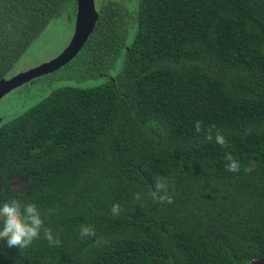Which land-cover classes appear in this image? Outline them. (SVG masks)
<instances>
[{
  "label": "trees",
  "instance_id": "obj_1",
  "mask_svg": "<svg viewBox=\"0 0 264 264\" xmlns=\"http://www.w3.org/2000/svg\"><path fill=\"white\" fill-rule=\"evenodd\" d=\"M75 7L0 0V78ZM96 8L72 60L89 75L121 57L118 72L59 85L0 121V204L35 203L61 241L49 245L43 231L24 250L0 240V264H245L264 255V0H98ZM196 121L214 125L228 147L208 142ZM228 152L239 172L226 169ZM158 177L174 203L148 197ZM84 224L109 242L81 238Z\"/></svg>",
  "mask_w": 264,
  "mask_h": 264
},
{
  "label": "rangeland",
  "instance_id": "obj_2",
  "mask_svg": "<svg viewBox=\"0 0 264 264\" xmlns=\"http://www.w3.org/2000/svg\"><path fill=\"white\" fill-rule=\"evenodd\" d=\"M95 3L97 4L98 0H95ZM73 28L74 15L62 13L52 18L14 62L6 76L24 71L56 56L70 40ZM75 61L76 59H71L56 70L36 76L5 93L0 98V121L21 113L59 85L88 86L100 83L108 75L116 74L121 65V57H118L112 66L104 68L102 72L104 74L94 69V72L88 75ZM11 182L16 189L24 187L20 178L12 177Z\"/></svg>",
  "mask_w": 264,
  "mask_h": 264
},
{
  "label": "clouds",
  "instance_id": "obj_3",
  "mask_svg": "<svg viewBox=\"0 0 264 264\" xmlns=\"http://www.w3.org/2000/svg\"><path fill=\"white\" fill-rule=\"evenodd\" d=\"M214 125L204 128L201 121L195 122V129L198 133H203L204 138L208 142H215L222 147L227 148L228 142L224 135L219 131L214 132ZM224 159L226 160L225 167L230 172H239L241 165L233 155L228 152ZM251 171V169H247ZM148 197L154 202L169 204L174 203L173 196L168 192V183L162 177H158L155 180L154 188L149 189L147 193ZM136 201L142 199L141 193H136L134 196ZM122 211L120 205L114 204L111 208L113 216H119ZM43 231V237L49 242L51 246H59L61 241L59 236H54L50 228L44 227V220L35 203H22L18 199H11L0 204V240H6L7 247L18 248L24 250L29 248L33 241L37 240L41 236ZM79 235L81 238L95 237V246L100 247L106 245L109 241L97 234L94 226L84 224L80 226Z\"/></svg>",
  "mask_w": 264,
  "mask_h": 264
},
{
  "label": "water",
  "instance_id": "obj_4",
  "mask_svg": "<svg viewBox=\"0 0 264 264\" xmlns=\"http://www.w3.org/2000/svg\"><path fill=\"white\" fill-rule=\"evenodd\" d=\"M74 28L70 40L65 47L51 59L17 72L11 76L0 78V98L9 90L20 84L45 73L56 70L69 62L83 47L92 32L98 11L95 0H75ZM245 264H264V255L253 258Z\"/></svg>",
  "mask_w": 264,
  "mask_h": 264
}]
</instances>
